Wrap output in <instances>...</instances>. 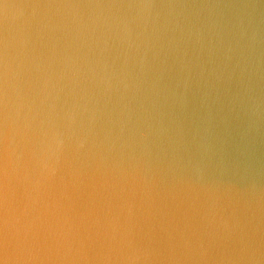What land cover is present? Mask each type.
Returning a JSON list of instances; mask_svg holds the SVG:
<instances>
[{"label":"clouds","instance_id":"1","mask_svg":"<svg viewBox=\"0 0 264 264\" xmlns=\"http://www.w3.org/2000/svg\"><path fill=\"white\" fill-rule=\"evenodd\" d=\"M0 47L3 48L2 67L7 85L11 69L8 40L5 39ZM25 137L23 146L14 142L11 123H6L0 133V264H43L47 259L38 246L34 224L22 222L20 217L28 208L35 207L34 194L54 185L67 163L65 153L69 138L57 131L51 115L40 122L33 136L26 133ZM73 146L78 149L82 142L77 139ZM13 185L22 189L23 211L19 215L10 207L9 192ZM114 209V215L110 213L106 218L103 242L92 264H159V257L150 248L135 242L146 223L143 204L134 194L121 192L117 194ZM242 260L244 264H264V250L254 251Z\"/></svg>","mask_w":264,"mask_h":264}]
</instances>
